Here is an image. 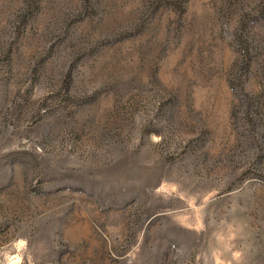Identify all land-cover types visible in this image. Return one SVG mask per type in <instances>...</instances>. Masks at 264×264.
<instances>
[{
	"label": "rangeland",
	"instance_id": "rangeland-1",
	"mask_svg": "<svg viewBox=\"0 0 264 264\" xmlns=\"http://www.w3.org/2000/svg\"><path fill=\"white\" fill-rule=\"evenodd\" d=\"M0 264H264V0H0Z\"/></svg>",
	"mask_w": 264,
	"mask_h": 264
}]
</instances>
